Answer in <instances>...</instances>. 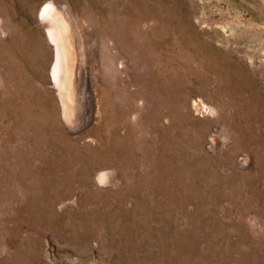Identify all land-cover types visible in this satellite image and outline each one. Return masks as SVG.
Returning a JSON list of instances; mask_svg holds the SVG:
<instances>
[{
  "label": "rangeland",
  "instance_id": "rangeland-1",
  "mask_svg": "<svg viewBox=\"0 0 264 264\" xmlns=\"http://www.w3.org/2000/svg\"><path fill=\"white\" fill-rule=\"evenodd\" d=\"M0 264H264V0H0Z\"/></svg>",
  "mask_w": 264,
  "mask_h": 264
},
{
  "label": "bare ground",
  "instance_id": "bare-ground-1",
  "mask_svg": "<svg viewBox=\"0 0 264 264\" xmlns=\"http://www.w3.org/2000/svg\"><path fill=\"white\" fill-rule=\"evenodd\" d=\"M64 8L61 7L62 12L64 11ZM51 9H52V7H50L48 5L45 6L42 10L41 16H42V18H45V17H49V19L52 18L55 22L54 26L49 27V33H50L52 39L55 40V42L57 44L56 45L57 50H58L57 51L58 52V61H57L58 71H57V77L56 78L58 80V84L60 85V91L65 87V90H69L70 91L69 94L72 95V94H74L75 90L79 91V88L77 89L78 86L80 87V86L84 85V83H83V85H80L82 82H84V77H85L84 76V66H83L84 65V63H83L84 58L82 59V55H81V57L78 58V61H74L75 60V58H74V56H75L74 51L75 50H74V43L72 41V35L68 31L69 26L67 28V24H66L67 22H65L60 10L53 11ZM53 9H55V8H53ZM49 23H51V22H49ZM48 26H49V24H48ZM70 28H71V26H70ZM71 29H70V31H72ZM74 42H75V39H74ZM78 53H79V51H78ZM76 58H77V56H76ZM85 65H87V64L85 63ZM85 84H86V82H85ZM66 88H68V89H66ZM80 91H81V89H80Z\"/></svg>",
  "mask_w": 264,
  "mask_h": 264
}]
</instances>
